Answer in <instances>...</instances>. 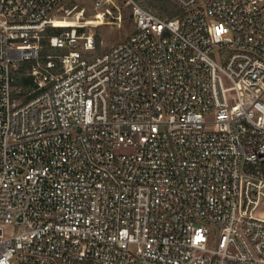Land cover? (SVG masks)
<instances>
[{"label":"built area","instance_id":"built-area-1","mask_svg":"<svg viewBox=\"0 0 264 264\" xmlns=\"http://www.w3.org/2000/svg\"><path fill=\"white\" fill-rule=\"evenodd\" d=\"M69 1L0 0V264H264V0Z\"/></svg>","mask_w":264,"mask_h":264},{"label":"rangeland","instance_id":"rangeland-1","mask_svg":"<svg viewBox=\"0 0 264 264\" xmlns=\"http://www.w3.org/2000/svg\"><path fill=\"white\" fill-rule=\"evenodd\" d=\"M138 1L152 9L157 14H160L159 8L156 7V4L160 3L159 0ZM75 5L77 8H75L71 14L68 15L66 14L65 9H61L57 11L56 17L61 20L69 21L71 24L80 23V25L92 27L97 43L95 49H93L96 54L109 50L118 42L126 39L134 30L135 23L132 9L125 0H116L114 3H110L111 13L108 12L103 16L104 22L97 24L91 22V20L95 18L94 13L97 12V9L94 6V0H70L65 8H70ZM119 16L122 18L119 19ZM88 21H90V23ZM20 229V224H5V230L8 234L17 232Z\"/></svg>","mask_w":264,"mask_h":264},{"label":"trees","instance_id":"trees-1","mask_svg":"<svg viewBox=\"0 0 264 264\" xmlns=\"http://www.w3.org/2000/svg\"><path fill=\"white\" fill-rule=\"evenodd\" d=\"M158 1V0H157ZM160 3L156 4V7L159 8L161 16H168L172 17L178 12V8L175 7L171 0H159ZM170 3V4H168ZM71 26V23H69ZM64 27L63 26H55L48 28V33H57L61 31ZM44 49L43 54H47L49 52H54L53 49L47 46V38H43ZM30 68V63H23L20 68L16 72L17 80L16 83L20 85H24L26 88H30L33 85V81L30 75L26 73L27 69Z\"/></svg>","mask_w":264,"mask_h":264},{"label":"bare ground","instance_id":"bare-ground-1","mask_svg":"<svg viewBox=\"0 0 264 264\" xmlns=\"http://www.w3.org/2000/svg\"><path fill=\"white\" fill-rule=\"evenodd\" d=\"M93 18V17H92ZM96 18V19H95ZM94 19L91 20L92 23L97 24V23H102L104 22L103 20V15L100 13L98 15L95 16ZM91 19V18H90ZM59 21H62L60 24H69V21L66 20H61V19H57Z\"/></svg>","mask_w":264,"mask_h":264}]
</instances>
